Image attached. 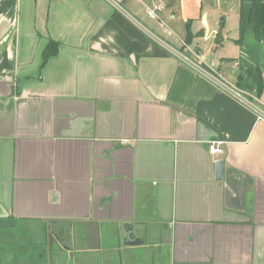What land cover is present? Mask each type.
Wrapping results in <instances>:
<instances>
[{"label": "crops", "instance_id": "obj_1", "mask_svg": "<svg viewBox=\"0 0 264 264\" xmlns=\"http://www.w3.org/2000/svg\"><path fill=\"white\" fill-rule=\"evenodd\" d=\"M252 2L0 0L3 229L29 225L41 264H264V121L164 46L264 105Z\"/></svg>", "mask_w": 264, "mask_h": 264}, {"label": "built area", "instance_id": "obj_2", "mask_svg": "<svg viewBox=\"0 0 264 264\" xmlns=\"http://www.w3.org/2000/svg\"><path fill=\"white\" fill-rule=\"evenodd\" d=\"M109 4L121 11L125 12L124 7L122 6L123 0H107ZM163 9V5L160 3H157L156 1H153L151 4L146 6L145 12L146 15L150 19H157L158 18V12ZM154 40L159 41V38L156 36H152ZM164 43V42H162ZM166 48H168L175 56L180 58L182 61H184L188 66H190L197 75H200L212 83H214L221 91L229 94L234 99L239 101L241 104L249 108L256 116L258 120L264 121V105L252 94L244 92L242 89H240L235 84L230 83L224 76L221 71H213L207 67H205L203 64L204 61H197L195 59H192L182 52L175 50L174 48H170L167 44H164ZM224 144V141L222 140H216L213 142H210L208 145V151L218 156L220 153H222L223 148L222 145Z\"/></svg>", "mask_w": 264, "mask_h": 264}, {"label": "rangeland", "instance_id": "obj_3", "mask_svg": "<svg viewBox=\"0 0 264 264\" xmlns=\"http://www.w3.org/2000/svg\"><path fill=\"white\" fill-rule=\"evenodd\" d=\"M9 223V222H8ZM8 223L4 224V229L2 224L0 223V256H1V252L3 251V249H7L8 247L11 248L12 251H14L16 254H18L19 258H23V260H13V264H27V260H29L32 256V247L33 244H38L40 243L39 240L36 239V237L34 238L31 234V231H29V228L26 223H13L14 225L12 226H8ZM2 227V228H1ZM47 228L48 230H50L51 228L49 227V225L47 224ZM8 235H13L16 240H18L17 242L20 244H23L24 247L23 249H17L15 247V245L17 243L15 242H8ZM11 237L9 238V241H11ZM43 246L45 245V243L43 242L42 244ZM59 246V248H62V246L60 244L57 243V241L52 240L51 241V247L52 246ZM35 246V245H34ZM33 246V247H34ZM51 247L48 246V256L50 257L51 253L53 251L58 250V252H62L61 249L55 248V249H51ZM40 250L44 251V248L42 246H40ZM38 251V249L36 250ZM36 251L34 252L33 255V259L35 260V263L37 262V264H41L43 260H37V255H36ZM39 252V251H38ZM18 258V259H19ZM33 260V261H34ZM10 260H0V264H9ZM11 264V263H10Z\"/></svg>", "mask_w": 264, "mask_h": 264}, {"label": "trees", "instance_id": "obj_4", "mask_svg": "<svg viewBox=\"0 0 264 264\" xmlns=\"http://www.w3.org/2000/svg\"><path fill=\"white\" fill-rule=\"evenodd\" d=\"M248 21L253 28L254 35L257 37L259 30L264 24V0H253ZM243 32V22L240 23V35ZM189 35V34H188ZM187 35V36H188ZM58 51V43L50 40L42 50V59L45 62L50 56L55 55ZM256 95L261 96L264 93V79L262 74L258 72V80L256 83ZM13 260H10L9 264H13ZM38 262V261H37ZM35 260H27V264H37ZM18 264V263H17Z\"/></svg>", "mask_w": 264, "mask_h": 264}, {"label": "water", "instance_id": "obj_5", "mask_svg": "<svg viewBox=\"0 0 264 264\" xmlns=\"http://www.w3.org/2000/svg\"><path fill=\"white\" fill-rule=\"evenodd\" d=\"M222 168H223V160L222 159H217L215 161V176L217 179H220L222 176ZM50 227V223L48 224Z\"/></svg>", "mask_w": 264, "mask_h": 264}]
</instances>
